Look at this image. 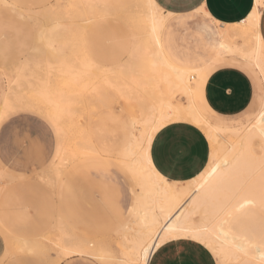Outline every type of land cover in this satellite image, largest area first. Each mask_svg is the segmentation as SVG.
Returning <instances> with one entry per match:
<instances>
[{"label": "snow or ice", "instance_id": "6c2138e0", "mask_svg": "<svg viewBox=\"0 0 264 264\" xmlns=\"http://www.w3.org/2000/svg\"><path fill=\"white\" fill-rule=\"evenodd\" d=\"M197 5L192 13L176 18L202 19L205 26H210L209 31L232 33L238 29L239 26L228 27L217 20L208 11L205 0H197ZM61 7L73 9L85 5ZM86 7L108 12L123 6L89 3ZM142 7L150 10L153 23L157 17L161 21L174 18L173 13L167 11L171 4L161 7L156 0H149ZM249 8L251 11L243 22L246 36L251 35L253 43L264 53V30L257 35L258 26L264 25V0L255 7L250 3ZM65 19H73L71 11ZM50 31L38 25V39L31 45L5 44L0 76L16 84L22 81L35 84L36 91L35 94L20 91L14 96L9 92L5 96L0 107V150L7 153L9 149L27 148L31 133L50 136L56 153L52 157L54 162L66 138L65 122L75 120L89 103L99 106L111 99L113 105L118 103L122 107L125 102L135 104L141 98L147 102L149 93L158 94L161 102L153 104L150 119L143 126H136L138 135L131 148L118 157L121 167L129 172L135 184L132 194H139L136 203L146 196L154 201H160L161 197L175 200L177 207L191 202L219 227L207 229L195 223H181L180 218L172 223L171 211L166 213L161 202L158 211L154 210L153 224L140 233L136 242L138 255L143 260L138 259L135 264H264V92L258 114L246 109L238 118L218 115L213 112L218 102L227 104L238 100L236 83L227 72L218 71L227 67L224 61L218 58L199 61V78L193 85L188 68L177 66L168 58L159 36L154 37L159 52L150 55L143 49L138 50L135 63L130 65L134 86L117 85L110 80H105L103 86L91 84L88 81L92 80V73L81 70L78 58L69 60L63 47L44 46ZM155 31L153 26L152 32ZM79 46L87 52L89 41L84 33L80 34ZM44 65L49 69L46 73L35 70ZM256 67H260L259 63ZM104 71L115 74L116 70ZM120 71L125 69L121 67ZM213 73L220 78L212 77ZM209 90L215 96L210 95ZM165 93L187 97V104L173 99L165 105L162 102ZM80 119L84 121L86 116L81 115ZM221 130H228L237 137L226 153L217 148ZM246 189L259 192L262 209L259 226L246 223L251 215L248 206L257 205L255 198L246 196L245 203L238 206L233 203ZM199 212L195 219H200ZM158 216H164L168 222L154 227ZM85 247L94 249L96 243L82 236L65 234L53 247L41 252L45 256L51 253L71 258L86 254L73 251ZM153 248L159 250L160 259L149 261L147 257ZM24 250L36 252L28 247L27 241ZM101 253L103 264H115L108 259L112 255L108 246H102ZM39 264H47V261L42 259Z\"/></svg>", "mask_w": 264, "mask_h": 264}, {"label": "rangeland", "instance_id": "374dc122", "mask_svg": "<svg viewBox=\"0 0 264 264\" xmlns=\"http://www.w3.org/2000/svg\"><path fill=\"white\" fill-rule=\"evenodd\" d=\"M4 1L0 0V69L4 67L2 54L6 42L14 46L34 43L38 25L52 21L44 17V13L57 0ZM95 1L97 4L124 6L132 0ZM4 4L14 7H4ZM187 22L191 29L205 24L202 19ZM261 30H264V25H261ZM86 36L89 50L98 59L111 63L126 58L128 32L118 18L93 19ZM191 50L194 51V48ZM196 53L204 55L205 59H215L214 52L197 49ZM218 59L223 60L226 66L240 67L252 76L255 96L247 110L257 112L261 90L252 67L238 55L224 54ZM5 80L0 76V106ZM115 110L121 111L118 106ZM121 115L124 120L128 117L127 113L122 112ZM124 133L121 123L107 120L100 134L106 143L104 147L108 150L115 148ZM230 133L226 130L227 135ZM55 155L52 138L35 133L30 134L27 148L21 146L9 149L7 153L0 150V264H39L42 259L47 264H93L94 260L103 264L102 260L89 255L59 260L57 254L45 256L41 251L35 254L22 251L23 239L51 246L52 226L59 217L69 218L77 234L103 237L109 246L118 251L122 225L128 219V209L133 203L132 183L124 168L110 154L103 153L99 158L65 166L57 182L49 169L59 162L58 157L52 162Z\"/></svg>", "mask_w": 264, "mask_h": 264}, {"label": "bare ground", "instance_id": "6f19581e", "mask_svg": "<svg viewBox=\"0 0 264 264\" xmlns=\"http://www.w3.org/2000/svg\"><path fill=\"white\" fill-rule=\"evenodd\" d=\"M148 2L149 0H139L129 7L119 8L106 12L103 9H92L86 7V5H88L89 3H96L95 0H58L56 4L51 5L45 12L44 17H48L52 19V21L39 25L51 30L49 33V38L44 41V46L46 47L51 44L58 48L63 47L66 50L65 55L69 60L78 58L81 70L92 73L93 78L92 80L88 81V83H98L103 86L105 80H110L117 85L128 84L129 86H134L132 84L130 65L135 63V58L138 50L143 49V51L149 53L150 55H154L160 50L159 46L155 43L154 37L159 36L160 38L159 31L162 28L164 20L161 21L160 18L157 17L155 23H153L150 10L146 7H142V5H146ZM258 3H260V0H256V5ZM66 5H85V7L73 9L61 7ZM69 11L72 12V20L65 19V16ZM107 16H114L128 23L132 28L134 36L133 51L128 60L115 69V74H113L112 72L104 71V69L112 68L100 67L98 69L96 67L97 64H95L91 60L90 63L88 56L84 51L81 50L79 46L80 34L84 33L86 29L91 25V23H93V19L103 18ZM153 26H155L156 29L155 33L152 32ZM238 26V29L230 33V41H226L223 44V49L226 53L240 56L254 68L261 79L262 92H264V53H261L258 46L253 43V38L251 35L246 36L243 23ZM35 32L36 41L38 39V28ZM260 34L261 31L258 26L257 35ZM257 63H259L260 67H256ZM121 67L125 69L124 72L120 71ZM35 70L40 73H46L47 71H49L47 65L36 68ZM165 71L167 70L165 69ZM188 71L190 75L192 71ZM187 78L188 77H185V80H187ZM7 82L8 93L11 92L13 96L20 91L35 94V84L29 85L25 81H22L20 84H16L8 80ZM179 97V95L165 93L162 102L165 105H168L174 99L176 103H182L186 105L187 100L186 102L180 101ZM184 98L187 99V97ZM160 102L161 97L155 93L148 94L147 102H144L142 98L138 99L135 104H129L125 102L122 107L125 108V113H127V115L129 116L128 121L123 122L120 118H116L117 123L122 124L123 128L125 129V133L123 138L116 144V147L111 150H108L106 147H104L106 143H104V141H102L100 137V134H102L106 124L100 121L98 118L88 117L99 109L106 107L113 108L119 104L117 103L113 105L111 99L104 100L99 106L96 103H89L87 109H83L81 113H78L76 115L75 120L69 119L64 124L67 133L66 138L62 143L60 154L58 156L59 162L54 165V167L57 169V173L55 175L56 181L58 182L60 180L59 178L65 166L72 165L79 160L97 158L100 157V154L102 153H108L114 159L118 160V157L124 152L125 149L131 148L135 136L138 135L136 126H143L150 119V110L153 104H159ZM261 107L262 105L260 102L257 114ZM81 115L86 116V120L81 121ZM218 139L219 143L217 145V148L221 153H226L228 147L237 141V137L235 136V134L230 133V135H227L226 130H221L219 132ZM257 147H259V145H257ZM52 169L54 170V168ZM53 172H55V170ZM184 191H188V189H184ZM138 195L139 194L136 195L135 204L128 219L122 225L121 241L119 243L118 251L109 246L105 242L103 237L92 238L90 237L92 235L82 237L88 239L89 242L94 241L96 243V247L94 249L85 247L83 249L77 248L73 251L76 253L83 252L87 255L100 259V256L102 254L101 248L102 246L106 245L111 249L112 252V255L108 259L114 261L115 264H135L138 259L143 260V257L138 255L136 242L139 238L140 233L146 231L148 225L153 224L154 210L158 211V207L161 202H163L166 213L168 211H171L172 215L171 217H169V219L172 223H176L177 218H180L181 223H195L207 229L219 227L218 224L212 222L211 217H205L202 212H199L198 207L196 205H193L191 202L185 204L183 207H177L175 200L165 199L164 197H161L160 201H154L152 198L146 196L139 204H137L136 201ZM246 196H251L257 200V205L255 207L248 206L251 215L246 218V223H254L255 225L259 226L262 209L259 205L260 196L258 190L246 189L240 192L237 196V199L233 201V203L237 204V206L239 203H245L244 197ZM198 212L200 215V219H195V216ZM155 219L157 220V223L154 225V227H159L160 225L168 222L164 216H158L155 217ZM52 232L53 236L50 237L51 246L48 247L39 241L23 239L21 244L22 249H25V241H27L28 247L36 249L37 252L41 251V249L53 247L55 243L61 240L65 234L81 236L76 233L75 229L68 223V221L64 217H59L57 219L56 223L53 226ZM155 250L156 248H153L151 250V254L147 257L148 260H150L151 255ZM57 257L59 260L65 258L60 254H57Z\"/></svg>", "mask_w": 264, "mask_h": 264}, {"label": "crops", "instance_id": "0c3cea01", "mask_svg": "<svg viewBox=\"0 0 264 264\" xmlns=\"http://www.w3.org/2000/svg\"><path fill=\"white\" fill-rule=\"evenodd\" d=\"M137 1L139 0H132L121 8L129 7L134 3H136ZM56 2L51 5L56 4ZM156 2L160 3L161 7H163L164 4H171L172 7L168 8L167 11L172 12L174 18L183 17L188 13H192L194 11V6H198L197 0H163V2H161V0H156ZM205 2L208 6V11L212 15H214L217 20H221L228 27H235L241 25L245 20L246 14L249 11H251V9L249 8V4L251 3L253 7L256 6V0H205ZM119 21L124 25V27L127 29L128 32V37L126 40L127 41L126 58L123 60H117L115 62L113 61L109 63L107 61L98 59L97 56H95L89 50L88 47V50L87 52H85V54L88 56L89 60L99 65L100 67L116 69L128 60V58L130 57L133 51L134 36H133L132 28L128 23L124 22L122 19H119ZM187 21H188L187 19H183V20L182 19L173 20V18L165 19L163 21V25L159 31V34H160L161 44H163L164 51L165 53L168 54V58L173 63L177 64V66L183 65L187 67L188 70L192 71L190 73V76L192 79V83L194 85L199 78L197 74V68L199 66L198 62L205 60L204 55L197 54L196 50L200 49L204 51L214 52L215 59L220 58L224 54H229L225 52V50L223 49V47H221V45H223L226 41H230L229 37H231V34L226 33L224 30L209 31L210 26H205V24L197 25L196 27L191 29ZM89 27L86 29L84 34H86ZM259 28L260 31H262L261 25L259 26ZM34 42H35V38H34ZM192 47L194 48V51L191 50ZM252 70L258 79L260 90L262 93L261 79L253 67ZM218 71L221 73L227 72L230 75V78L236 83L238 100L227 104H220L218 102V106H213V111L226 117H233L239 115L240 113H243L251 105L253 98L255 96V83L252 76L244 69L232 65H227V67L221 68ZM212 77H215L216 79L220 78L216 76V73H213ZM212 77H210V79ZM7 94H8V82L7 80H5V87L2 93V101L0 107H2L3 100ZM209 94L215 96V93L212 92L211 90H209ZM179 99L180 101H185V102L187 100L186 98L181 96L179 97ZM260 100H261V95H260ZM117 106L119 107V109H121L120 111L121 114L122 112L123 113L126 112L124 107H121L120 105H116L113 108L106 107L99 109L96 112L92 113L88 118L91 117L98 118L100 121L104 122L105 124L107 120H111L114 123H116L117 122L116 118H120L123 122H127L129 116L127 117V119L124 120L120 112H117L115 110ZM87 107L88 105L84 109H87ZM102 154L100 155L102 156ZM84 160H88V159H84ZM54 165L55 164H53L49 169L52 172L55 170V172L53 173L54 175H56L57 169L54 167ZM52 168H54V170ZM125 172L127 173V175L131 180L132 192H133L135 189V185L128 171L125 170ZM135 198L136 195L135 196L133 195V203L129 209H133L135 204ZM130 213L131 212H129L128 214L130 215ZM64 218L74 228V225L71 223L69 218L66 217ZM56 221L54 222V224L56 223ZM158 251L159 250L156 249L153 252L149 261H155L160 259V257L157 256ZM85 255L87 254H83V255L77 254L74 256H85ZM67 258L68 257H65L63 259H67Z\"/></svg>", "mask_w": 264, "mask_h": 264}]
</instances>
